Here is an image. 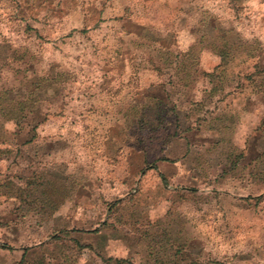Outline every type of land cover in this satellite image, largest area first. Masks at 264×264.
Returning a JSON list of instances; mask_svg holds the SVG:
<instances>
[{
  "label": "rangeland",
  "instance_id": "obj_1",
  "mask_svg": "<svg viewBox=\"0 0 264 264\" xmlns=\"http://www.w3.org/2000/svg\"><path fill=\"white\" fill-rule=\"evenodd\" d=\"M0 264H264V0H0Z\"/></svg>",
  "mask_w": 264,
  "mask_h": 264
}]
</instances>
